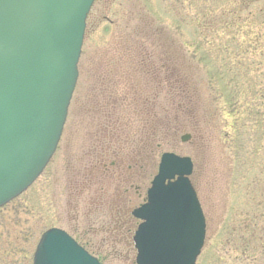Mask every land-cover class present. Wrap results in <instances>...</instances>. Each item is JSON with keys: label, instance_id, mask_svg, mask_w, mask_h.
I'll list each match as a JSON object with an SVG mask.
<instances>
[{"label": "rangeland", "instance_id": "rangeland-1", "mask_svg": "<svg viewBox=\"0 0 264 264\" xmlns=\"http://www.w3.org/2000/svg\"><path fill=\"white\" fill-rule=\"evenodd\" d=\"M77 70L53 155L0 207V264H31L50 227L134 264L129 211L163 152L193 162L195 264H264V0H95Z\"/></svg>", "mask_w": 264, "mask_h": 264}, {"label": "water", "instance_id": "water-1", "mask_svg": "<svg viewBox=\"0 0 264 264\" xmlns=\"http://www.w3.org/2000/svg\"><path fill=\"white\" fill-rule=\"evenodd\" d=\"M93 2L0 0V207L36 180L56 149ZM192 168L187 156H160L146 202L132 211L140 220L134 264H195L205 224ZM32 264L102 263L53 227L41 234Z\"/></svg>", "mask_w": 264, "mask_h": 264}, {"label": "flooded vegetation", "instance_id": "flooded-vegetation-1", "mask_svg": "<svg viewBox=\"0 0 264 264\" xmlns=\"http://www.w3.org/2000/svg\"><path fill=\"white\" fill-rule=\"evenodd\" d=\"M136 62H137V64L135 65L137 68H139V67H141V66H145V64L144 63H146V62H148L147 60H144V59H139V60H136ZM150 64H152V63H150ZM159 68L158 69H155V70H153L154 68H152V70H153V73H156V74H158V73H161V65H159L158 66ZM158 72V73H157ZM158 76H159V74H158ZM111 165H114V163H112ZM130 188L131 187H133V184H130V186H129ZM128 187V188H129ZM128 188H125V190H124V193L127 195V192H128ZM136 193H139V190H138V188H136ZM142 195V201L140 202V203H138L134 208H136V207H138L139 205H141L144 201H145V193H142V192H140L139 194H138V196H141ZM144 195V196H143ZM134 208H132L129 212V215L131 216V219L134 221V222H136V224L137 223H139V221L137 220V219H135L133 216H132V214H131V212L133 211V209ZM131 220V221H132Z\"/></svg>", "mask_w": 264, "mask_h": 264}, {"label": "trees", "instance_id": "trees-1", "mask_svg": "<svg viewBox=\"0 0 264 264\" xmlns=\"http://www.w3.org/2000/svg\"><path fill=\"white\" fill-rule=\"evenodd\" d=\"M185 86L188 87V84L186 83ZM188 90H189V93H190L191 92V88H188ZM260 233H261L262 237H264V226H262V228L260 229Z\"/></svg>", "mask_w": 264, "mask_h": 264}]
</instances>
